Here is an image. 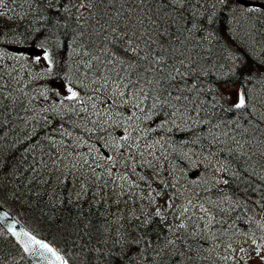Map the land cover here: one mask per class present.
Instances as JSON below:
<instances>
[{
  "label": "trees",
  "instance_id": "1",
  "mask_svg": "<svg viewBox=\"0 0 264 264\" xmlns=\"http://www.w3.org/2000/svg\"><path fill=\"white\" fill-rule=\"evenodd\" d=\"M2 1L8 5L5 9L10 12L11 22H13L12 24L20 39L19 44L34 50L32 53L21 55L30 56L33 53L43 51L44 54H47L48 59H51L54 63H51L52 68L55 66L58 68L66 59V63L75 69L78 68L77 65L83 68L82 64L85 63L91 73H96L99 77H107L116 83L119 81H124L125 84L131 82L134 86L132 90L143 95L145 113V96L147 102H159V107L150 108L152 118L159 117L156 112L159 109L165 115L164 119L163 117L158 118L160 120L158 122L170 123L181 118L182 122L180 124L183 126L180 133L181 140L185 144L197 146L198 149H203L215 155L222 161L223 176L220 178L221 182L218 186L211 185L208 191V194L214 197L213 200H222V203H225L223 205L225 208L222 206L220 210L215 211L219 224L231 228L230 231H237L238 233L240 231L254 232L264 237V225L261 224L259 218L264 204V132L260 131V126H252L254 131H250L251 133H240L238 131L226 133L217 126L218 123L221 124L227 119V116L220 114L217 103L222 101L221 106L227 103L234 107L228 101L229 98L226 99L221 96L220 87L229 88L236 83L233 84V80H230L229 83L222 84L224 79L218 81L213 78V75H207L206 70L202 67L203 60L196 62L197 73L189 77L187 81L178 76L177 69L172 74L173 78L167 73H162L166 74L164 78L158 70L151 66L154 62L151 58L156 55L158 58L163 56L162 61L168 63L170 61L171 63L177 60L182 61L185 56H188L186 49H184V52L179 50L175 51L176 53H171V47L177 48L175 44L179 42H188L195 45L199 34L206 38L216 36L219 41L215 42L218 43L217 48H221V51L223 49L222 45L225 48H231H228L231 51L235 50L236 47L234 46H237V44L234 40L229 39V32L232 31V26L235 28L237 24L241 23L236 10L241 9L240 12H242L250 8L240 6L233 0H183L180 1L181 3L173 1L168 4L167 0L137 2L138 14L139 10L145 8L148 14L158 20L163 18L164 15L155 6L161 1H165L166 9L169 11L166 15L169 16L170 21L168 29L181 28L182 31L176 30L178 35H175L174 39H171V36L166 37L163 33L157 38L156 36L149 38L148 34L140 32V36L137 33L138 36H132L129 39L128 42L134 43L136 46L128 49L118 45L119 42L113 40V38L111 43L106 39L107 34L113 35L111 31L117 28L113 24V19H111L114 16L119 15L116 18L119 21L124 18L132 24L138 22L139 29L141 27L149 34L157 31L145 26V20L140 19L138 15L132 19L133 15L119 10L112 3L105 4V0H98V3L89 2V11L86 12L89 17L86 20L78 19L73 15L74 8L70 9L73 0ZM213 2L215 3L213 4ZM104 9L107 12H104ZM101 10L104 12V16L99 15L102 13ZM157 13L162 14V16H158ZM259 13L264 16V12L259 11ZM207 18L208 21H211L208 22ZM250 19L248 22L254 24ZM198 22L199 24H197ZM129 26L131 29L135 28V25ZM159 26V28H163V24ZM122 32L125 31L122 30ZM257 32L261 33L260 30ZM180 34L184 36H179ZM185 35H191L192 40H187ZM114 37L116 38V36ZM119 38L121 41L122 38ZM163 40L168 42L165 47L168 51L162 48L164 46L162 44ZM173 42L174 45L172 46ZM247 48L250 51L246 52L245 57L242 56L241 59H238L235 67L247 68V64H245L246 57L251 59L256 57V54L264 57V49L261 51L259 50L261 48H257V51ZM75 51H77V55L70 59V54ZM218 51L221 52L220 49ZM81 56L84 60L81 59ZM256 59L251 60L255 61ZM132 62L134 65H138L134 70V74L131 72L132 67L129 68ZM258 62L260 64L256 63V66L264 65V61L259 60ZM147 64L149 68H147ZM233 73L237 74L235 71ZM237 75L240 76L238 81H241L243 75ZM234 77L235 75H233V79ZM199 84L202 85L203 89L198 88ZM262 84H264V81ZM3 87L0 80V90ZM126 87L128 89L127 84ZM208 88L214 90L216 97L221 100L212 96L210 98ZM154 91H156L155 97L150 95ZM3 99L0 93V141H3L4 137L8 138L9 141L11 132L14 133L17 126H19L17 124L19 120L16 121V119L17 114L22 110L17 111L14 106L2 102ZM240 108H246V106ZM20 114L22 115V113ZM64 118L65 116L61 117L62 122L67 124ZM166 126L167 124L164 128ZM43 131L44 129L41 132ZM40 135L41 133H38V135L31 138L26 137L20 140L15 138L14 141H19V144H14L12 139L9 145H0V204L7 207L32 231L53 243L61 251L67 264H208L206 261H211V257L203 251L204 241L198 232L194 233L193 237L188 238L187 242L181 245L171 242L168 227L174 229V226H172V220L164 214L149 215L145 220L127 214L117 225L110 223L113 210L102 200L95 199V196L90 194L78 197L71 195L65 187L64 181H60L56 189H53L50 178L46 179L37 174L36 171H34L35 174L32 173V165L28 168L31 143L39 146L47 142L43 136L44 134ZM47 143L49 145V142ZM5 149L9 150L4 151ZM250 168L251 170H249ZM163 190L165 188L161 189V191ZM200 193L205 194L202 191ZM162 220L164 226H162ZM194 245L200 246V249L202 248L206 261L194 251L187 249V246L193 247ZM0 264H29L19 246L1 228Z\"/></svg>",
  "mask_w": 264,
  "mask_h": 264
},
{
  "label": "rangeland",
  "instance_id": "2",
  "mask_svg": "<svg viewBox=\"0 0 264 264\" xmlns=\"http://www.w3.org/2000/svg\"><path fill=\"white\" fill-rule=\"evenodd\" d=\"M92 1L98 3V0H74L73 15L78 19H88L86 12ZM142 1L105 0L104 3L116 5L119 10L133 15L132 19L138 15L145 20V26L157 32L145 33L141 27L139 29L138 22L132 24L124 18L119 21L116 19L119 15H116L111 19L117 28L111 31L113 35L107 34L106 37L110 43L113 38L125 48L136 46L128 41L125 43L123 38L120 41L122 30L128 37L140 36L141 32L156 38L163 33L172 39L177 35L175 30L182 31L181 28L168 29L170 21L166 15L169 11L165 1L157 6L154 4L164 15L158 20L148 14L145 8L139 10L138 14L137 2ZM179 1L183 0L176 3ZM7 6L0 0L2 102L12 106L17 103L25 108L14 134L17 140L41 133L48 140L51 139L55 147L53 151L44 145H35L29 162L32 173L38 171L44 178H50L53 189L60 181H64L69 193L76 196L90 193L95 199L102 200L113 210L110 223L118 225L127 214L142 220L149 215L164 214L179 232L185 229L189 234L200 233L204 251L208 252L215 264H264L262 238L253 233L243 234L223 227L218 223L215 211L224 203L213 200L209 194L202 196L199 193L209 185L220 184L223 164L215 155L181 140L179 130L173 127L181 130L182 119H175L172 124L157 122L156 116L151 118L149 115V102L145 96L146 113L149 112L146 115L143 95L130 88L134 87L131 82H126L128 90L124 81L116 83L107 77L92 74L85 63L82 64L83 68L77 65L75 69L66 63V59L58 68H52V60L41 51L26 56L13 50V46L20 45V39L11 22L10 12L5 9ZM259 11L262 12L261 9ZM104 12L107 10L104 9ZM104 12L99 15L104 16ZM162 24L167 33L159 28ZM129 25H135V28L131 29ZM186 36L187 40H192L191 35ZM229 39L237 45L246 40L238 37L233 39V36H229ZM167 43L162 41L165 51H168L165 48ZM76 55L77 51L69 57L71 59ZM154 57L158 59L157 55ZM154 57L151 59L154 60ZM231 58V71L242 74V80L247 79L248 82L245 85L238 81L240 76L233 73V84H236L229 88L220 87L221 96L229 98L234 106L239 103L241 96L245 101L251 99L254 102L253 109L264 117V84H261L264 81V65L256 66L259 60L264 61V57L256 55L251 58H257L255 61L246 57L245 69L235 67L237 61ZM81 59L84 60L82 56ZM228 81L225 77L222 84ZM20 109L18 107L17 111ZM62 116H65L67 124L62 122ZM161 123L168 126L164 128ZM51 126L54 130H50ZM259 129L264 132V126ZM46 131H51L52 135H47ZM161 131L164 132L162 136ZM12 134L9 141L4 137L0 145H9L12 139L14 144H19V141H14ZM157 182L161 184L157 185Z\"/></svg>",
  "mask_w": 264,
  "mask_h": 264
},
{
  "label": "bare ground",
  "instance_id": "3",
  "mask_svg": "<svg viewBox=\"0 0 264 264\" xmlns=\"http://www.w3.org/2000/svg\"><path fill=\"white\" fill-rule=\"evenodd\" d=\"M63 1V0H62ZM173 1H177V0H168L167 1V4L168 3H171V2H173ZM206 2V1H205ZM179 3H181L180 1H179ZM179 3H178V5H179ZM215 2H213V4H214ZM228 3V2H227ZM208 4V3H207ZM258 4V7H259V4H262V5H264V1H259V3H257ZM181 5V4H180ZM221 5V4H220ZM203 6V5H202ZM217 6V5H216ZM222 6V5H221ZM229 6H231V5H229ZM233 6V5H232ZM192 7H194V6H192ZM205 7V6H204ZM212 7H215V6H212ZM234 7V6H233ZM208 8V7H207ZM200 9V8H199ZM203 9V8H202ZM215 9V8H214ZM222 9V8H221ZM198 10V9H197ZM205 10V9H204ZM206 11V10H205ZM239 11V12H238ZM241 11V9H237L236 10V13L240 16V24L238 25L237 24V26H236V29L233 31V28H234V26H233V28H232V31H228L229 33H230V36L232 37L233 36V38H236V37H238V38H242V40L243 39H246V40H244V42H242V43H240V44H238L237 46H242V48H236L235 50H233V51H231V50H229V49H231V48H225V46L224 45H222V47H223V49H222V51H221V48H217V45H218V43H216L215 41H219V39L216 37V36H211V37H209V38H206V37H204V36H200V34H199V37H198V39H197V44H195V45H192V44H190V43H188V42H179V40H178V44H175V46H177V48H174V49H172V50H170V52L171 53H174L175 51H179V50H181V52L183 51L184 52V49H186V52L188 53V56L186 57L185 56V59H183L182 61H178L177 59V61H175V62H173V63H171V61L168 63V62H165V61H162L163 60V56L161 57H157L158 59H155V57H154V62L152 63V65L151 66H154V68L156 69V70H158L161 74L162 73H167L168 75H170V77L171 78H173L172 77V74H173V72H175V69H177L178 70V76L180 77V78H184L185 79V81H187V80H189V77H191V76H193V75H195L196 73H197V70H196V68H195V64H196V62L197 61H204L203 63H202V67H204V70H206V72H207V75H213L214 77V79L215 80H218V81H220V80H222V79H225V77H226V79L227 80H233V72L231 71V68H232V66H233V64L232 63H230L231 61H230V58L231 57H233L234 59H236L235 61H238V59H241L242 58V56L244 55V53L245 52H248V51H250L247 47H249L251 50H257V48L259 49V48H261V49H259V50H261L262 51V49H264V16L261 14V13H259V11L256 9V8H250L249 10L247 9V11H245V10H243L242 12H240ZM217 12V11H216ZM234 12H235V10H234ZM214 13V12H213ZM233 13V12H232ZM188 14H190V13H188ZM216 14V13H215ZM237 14H236V16H237ZM204 15V14H203ZM188 16V15H187ZM211 16V15H210ZM215 16V15H214ZM231 17V16H230ZM188 18V17H187ZM191 18V17H190ZM251 18V19H250ZM219 19V18H218ZM232 19V18H231ZM249 19L250 20H252L253 21V23L254 24H252V23H249L248 21H249ZM189 20V19H188ZM196 20V19H195ZM190 21V20H189ZM207 21H208V18H207ZM209 21H211V20H209ZM208 21V22H209ZM237 21H239V20H237ZM205 23V22H204ZM197 24H199V22L197 23ZM252 24V25H251ZM185 25V24H184ZM207 25V24H206ZM216 25V24H215ZM223 25V24H222ZM179 26H180V24H179ZM181 27V26H180ZM183 27V26H182ZM192 27V26H191ZM194 27V26H193ZM186 28V27H185ZM163 29V31H165L166 33H167V31H166V28H162ZM186 29H188V28H186ZM211 29V28H210ZM258 30H260L261 31V33L259 34V32H257ZM187 31V30H186ZM207 31H209V30H207ZM212 31V30H211ZM216 31V30H215ZM215 31H214V33H215ZM175 32H176V30H175ZM187 32H189V31H187ZM201 32V31H200ZM213 32V31H212ZM146 33V32H145ZM178 33V32H177ZM195 33V32H194ZM198 33V32H197ZM206 33V32H205ZM188 34H190V32L188 33ZM192 34V33H191ZM212 34V33H211ZM147 35V34H146ZM178 35V34H177ZM176 35V36H177ZM195 35V34H194ZM216 35V34H215ZM179 36H182L181 34L179 35ZM184 36V35H183ZM182 36V37H183ZM186 36V35H185ZM198 36V35H197ZM219 36V35H218ZM149 37H151V36H149ZM221 37V36H220ZM225 38V37H224ZM172 39V38H171ZM188 39V38H187ZM222 39V38H221ZM186 40V39H185ZM144 41H145V39H144ZM217 41V42H218ZM170 42V41H169ZM174 45V44H173ZM219 45H221V44H219ZM155 47V46H154ZM141 48H142V46H141ZM34 49V48H33ZM220 49V53H219V51L218 50ZM146 50V49H145ZM32 51H34V50H32ZM258 51V50H257ZM148 52V51H147ZM143 53V52H142ZM150 53V52H149ZM158 53H160V52H158ZM155 54V53H154ZM153 54V55H154ZM219 54H220V57H219ZM252 54V53H251ZM256 54V53H255ZM162 55V54H161ZM167 55V54H166ZM183 55V54H182ZM257 55V54H256ZM169 56H171L170 54H169ZM146 57V56H145ZM151 57V56H150ZM178 58V57H177ZM145 59H147V58H145ZM172 59V58H171ZM196 59V60H195ZM232 59V58H231ZM233 59V60H234ZM175 60V59H174ZM179 60H180V58H179ZM144 61V60H143ZM234 62V61H233ZM236 63V62H235ZM258 63V62H257ZM239 64V63H238ZM138 66V65H137ZM136 65H134L133 64V62L132 63H130V67H132V74H134V70H135V68L137 67ZM147 66H148V64H147ZM147 68H149V66L147 67ZM151 68V67H150ZM154 72V71H153ZM203 72V71H202ZM156 73V72H155ZM159 73V74H160ZM175 74V73H174ZM199 74V73H198ZM154 75V74H153ZM166 75V74H165ZM165 75L164 74H162V76H164V78H165ZM161 77V76H160ZM1 78V77H0ZM196 81V80H195ZM242 82H244L245 83V85H246V83L248 82L247 81V79L246 80H241ZM256 81V80H255ZM260 81V80H259ZM259 81H258V83H259ZM217 83V82H216ZM262 84V83H261ZM189 85V84H188ZM192 85H194V84H192ZM212 85H213V83H212ZM259 85V84H258ZM182 86V85H181ZM185 86V85H184ZM190 86V85H189ZM254 86V85H253ZM191 87V86H190ZM261 87V86H260ZM263 87V86H262ZM130 88H132L133 89V87L131 86ZM198 88L201 90V89H203L202 88V85H200L199 84V86H198ZM255 88V87H254ZM198 89V90H199ZM264 89V88H263ZM178 90V89H177ZM194 90V89H193ZM252 90H254V89H252ZM146 91L147 92H149V90H147L146 89ZM196 91V90H195ZM203 91V90H202ZM256 91H257V89H256ZM155 92L156 91H154L153 92V94H150V95H152L153 97H155ZM193 92V91H192ZM208 92H209V95H210V98H211V96L214 98V97H216V95H215V91L214 90H212V89H210V88H208ZM250 93H251V91H250ZM200 94V93H199ZM185 95V94H184ZM189 95V94H188ZM258 95V94H257ZM197 97V96H196ZM149 98V100H151L150 99V97H148ZM178 98V97H177ZM189 98V97H188ZM194 98V97H193ZM205 98V97H204ZM192 99V98H191ZM198 99V98H197ZM216 99H218V100H221V99H219V98H217L216 97ZM199 101V100H198ZM224 101V100H223ZM229 101V100H228ZM206 102V101H205ZM214 102V101H213ZM148 103V102H147ZM173 103V102H172ZM221 103H222V101H220V102H218L217 103V105H218V107H219V110H220V114H222L223 116L225 115V116H227V119L226 120H224L221 124H217V126H219L220 128H221V130L224 132H226V133H232V132H236V131H238V132H240V133H251L250 131H254V129H253V127L252 126H257V127H263L264 126V117H263V115L261 114V113H257L256 111H255V109H253L254 108V102H253V100H251V99H248L247 98V100H246V103L242 106V107H244V106H246V108H240V107H236V105L234 106V107H232L231 105H229V104H222V106H221ZM187 104V103H186ZM189 104V103H188ZM148 105H149V108H153V107H159V102H155V101H151V102H149L148 103ZM167 105V104H166ZM170 105H172V104H170ZM212 105H214V104H212ZM21 107V112L20 113H22V114H24L25 113V110H24V108H23V106H20ZM177 107V106H176ZM175 107V108H176ZM187 107V106H186ZM215 107V106H214ZM15 108H18V106L17 105H14V109ZM211 108V107H210ZM162 109V108H161ZM182 109H183V106H182ZM216 109V108H215ZM218 109V108H217ZM148 110H150V109H148ZM181 110V109H180ZM179 111V110H178ZM188 111V110H187ZM157 113H158V115H159V117H156V120H157V122L158 121H160L158 118H161V117H163V119L165 118V115L161 112V110L159 109V110H157L156 111ZM177 112V111H176ZM182 112V111H181ZM184 112V111H183ZM204 112V111H203ZM213 112V111H212ZM217 112V111H216ZM20 113H18L17 114V119H16V121L17 120H21V118L23 117V115H21ZM149 113V112H148ZM147 113V114H148ZM166 113V112H165ZM188 113V112H187ZM208 113H209V111H208ZM173 114V113H172ZM184 114H186V113H184ZM189 114V113H188ZM192 114V113H191ZM150 115V114H149ZM181 115V114H180ZM183 115V114H182ZM212 115V114H211ZM152 113H151V115H150V117L152 118ZM185 116V115H184ZM188 116V115H187ZM208 116V115H207ZM172 117V116H171ZM183 117V116H182ZM191 117V116H190ZM194 117V116H193ZM212 117L214 118V116L212 115ZM231 117V118H230ZM154 118V117H153ZM169 118V117H168ZM187 118V117H186ZM192 118V117H191ZM233 118V119H232ZM196 119H198V118H196ZM195 119V120H196ZM151 120V119H150ZM167 120V119H166ZM169 120H171V119H169ZM174 120V119H173ZM192 120V119H191ZM163 121V120H162ZM177 121V120H176ZM237 121V122H236ZM197 122V121H196ZM205 122V121H204ZM227 122L229 123V126H227ZM239 122V123H238ZM163 123V122H162ZM161 123V124H162ZM177 123V122H176ZM188 123H190V122H188ZM171 124H172V121H171ZM174 124V123H173ZM178 124V123H177ZM176 124V125H177ZM212 124V123H211ZM154 125V124H153ZM163 125V124H162ZM166 125V124H165ZM175 125V126H176ZM179 125V124H178ZM181 125V124H180ZM185 125V124H184ZM203 125V124H202ZM161 126V125H160ZM164 126V125H163ZM167 126H168V124H167ZM172 126V125H171ZM182 126V125H181ZM199 126H200V124H199ZM204 126V125H203ZM168 128V127H167ZM171 128V127H170ZM173 128H176L177 130H179V133H181L182 132V129H183V126H182V129L180 130L179 128H177V127H173ZM172 128V129H173ZM208 128V127H207ZM152 129V128H151ZM157 129V128H156ZM205 129V128H204ZM50 130H54L53 129V127L51 126L50 127ZM214 130V129H213ZM151 131V130H150ZM156 131V130H155ZM184 131V130H183ZM212 131V130H211ZM219 131V130H218ZM49 131H46L45 133L47 134V135H52V133H51V131L48 133ZM207 132V131H206ZM16 133V131L13 133V137H14V139L15 138H17V136L16 135H14ZM209 133H210V131H209ZM43 134V133H42ZM160 134V133H159ZM194 134V133H193ZM206 134H208V133H206ZM262 134V133H261ZM260 134V135H261ZM37 135V134H36ZM162 135H164V133H162V131H161V134H160V136H162ZM166 135V134H165ZM34 135H32L31 137H33ZM31 137H29V138H31ZM153 137V136H152ZM26 138V137H25ZM259 139H260V137H258ZM264 138V137H263ZM24 139V138H23ZM45 139L47 140V142H49V145H48V143L46 142L45 144H40V146H46L48 149H50V150H55V147H54V144H53V142H52V140L50 139V140H48L46 137H45ZM32 145V147L30 148L29 147V150H30V157H29V159H31L32 158V156H31V151H32V149L34 148V147H36L35 146V144L34 143H31ZM219 144V143H218ZM226 144V143H225ZM254 144V143H253ZM252 144V145H253ZM208 145V144H207ZM222 146V145H221ZM255 146V145H254ZM39 147V146H38ZM224 149V148H223ZM7 150H9V149H5L4 151H7ZM217 150V149H216ZM219 151V150H218ZM171 152V151H170ZM235 155V154H234ZM237 156V155H236ZM27 158V157H26ZM171 158V157H170ZM175 158V157H174ZM182 158V157H181ZM28 159V162H30L31 160H29ZM176 159V158H175ZM236 159V158H235ZM240 159H241V157H240ZM176 161V160H175ZM174 161V162H175ZM173 163V162H172ZM180 164V163H179ZM30 166H31V164L30 163H28V168H30ZM177 168V167H176ZM178 169V168H177ZM249 170H251V168L249 169ZM248 170V171H249ZM37 172V174H38V171H36ZM169 173V172H168ZM177 173V172H176ZM200 179V178H199ZM251 180V179H250ZM254 181V180H253ZM261 181V180H260ZM254 183V182H253ZM256 183H258V182H256ZM208 184H209V182H208ZM211 185H209L207 188H205L204 190H202V192L203 193H205V194H208V191H209V187H210ZM65 187H66V185H65ZM213 187V186H212ZM261 187V186H260ZM262 188V187H261ZM197 189V188H196ZM93 191V190H92ZM194 191V190H193ZM225 192V191H224ZM226 192H227V190H226ZM181 193H183V192H181ZM200 193V192H199ZM219 193V192H218ZM222 193V192H221ZM71 194V193H70ZM88 194H90V193H88ZM175 194H176V192H175ZM225 194V193H224ZM71 195H75V194H71ZM167 195V194H166ZM177 195V194H176ZM179 195V194H178ZM177 195V196H178ZM182 195V194H181ZM226 195H227V193H226ZM226 195H224L225 197H226ZM76 196V195H75ZM82 196V195H81ZM185 195H183V197H184ZM202 196H204V195H202ZM211 196V195H210ZM223 196V195H222ZM232 196V195H231ZM76 197H78V196H76ZM208 197V196H207ZM206 197V198H207ZM212 197V196H211ZM230 197V196H229ZM186 198H187V196H186ZM185 198V199H186ZM191 198V197H190ZM205 198V199H206ZM214 198V197H213ZM238 199V198H237ZM98 200V199H97ZM193 200V199H192ZM210 200V199H209ZM221 200V199H220ZM224 200V199H223ZM229 200V199H228ZM213 201V200H212ZM216 201V200H215ZM222 201V200H221ZM225 201V200H224ZM200 202V201H199ZM202 202V201H201ZM182 204V203H181ZM182 207H183V205H182ZM221 208V207H220ZM224 208H225V206H224ZM231 209V208H230ZM220 210V209H219ZM228 211V210H227ZM226 211V212H227ZM230 213V212H229ZM228 214V213H227ZM230 215V214H229ZM234 217H235V215H234ZM189 218V217H188ZM196 219V218H195ZM163 220H168V219H163ZM163 220H162V222H163ZM221 220V219H220ZM157 221V220H156ZM180 221H182V220H180ZM218 221V220H217ZM157 223V222H156ZM160 223V222H159ZM214 223H216V222H214ZM218 223H219V221H218ZM158 224V223H157ZM168 225V224H167ZM216 225H219V224H216ZM162 226H164V222L162 223ZM173 226V225H172ZM189 226V225H188ZM201 226V225H200ZM181 227V226H180ZM168 229H169V234L171 235V237H170V241L171 242H174V244H176V245H181L182 243H184V242H187V239L188 238H191V237H193L194 236V234H189V233H187L186 231H184V230H182L181 232H179V229L177 230L176 228H174L173 229V227H168ZM169 241V242H170ZM163 245V244H162ZM197 245H194L193 247H190V246H187V249L188 250H190V251H194V253H197L199 256H201V258L204 260V261H206V259H205V255H204V253H203V251H202V248L200 249V246H197ZM202 261V260H201ZM203 262V261H202ZM206 262H208V264H211L212 262L210 261V260H207ZM224 262V261H223ZM226 263V262H225ZM180 264V263H179Z\"/></svg>",
  "mask_w": 264,
  "mask_h": 264
},
{
  "label": "water",
  "instance_id": "4",
  "mask_svg": "<svg viewBox=\"0 0 264 264\" xmlns=\"http://www.w3.org/2000/svg\"><path fill=\"white\" fill-rule=\"evenodd\" d=\"M239 4H245L247 6L251 5L247 0H236ZM264 8V5H262ZM24 50V49H22ZM262 221L264 222V208L262 211ZM0 225L12 236V238L18 243L22 248L25 256L32 264H64L63 258L59 251L55 249L48 241L42 239L32 233L28 228H26L12 213L7 209L0 206ZM14 233H19L17 236ZM27 233V235H24ZM35 237L36 240L42 241L45 244H48L49 247L55 250L56 254L61 257L60 260H56L55 257L42 248L30 243V238ZM26 244L28 245L26 249ZM36 248L37 251L34 252L33 249Z\"/></svg>",
  "mask_w": 264,
  "mask_h": 264
},
{
  "label": "snow or ice",
  "instance_id": "5",
  "mask_svg": "<svg viewBox=\"0 0 264 264\" xmlns=\"http://www.w3.org/2000/svg\"><path fill=\"white\" fill-rule=\"evenodd\" d=\"M73 95H75V93H73ZM243 105H244V99L241 96L240 99H239V103L236 105V107H242ZM14 234L17 235V236L20 235L19 233H14ZM24 235H27V233H24ZM30 243L33 244V245L38 246V248L44 249V251H46L48 253H51L55 257L56 260H60L61 259V257L56 254V252H55L54 249H52L51 247H49L48 244H45L42 241L36 240L35 237H31L30 238ZM27 247H28V245L26 244V249H27ZM33 251L36 252L37 249L34 248Z\"/></svg>",
  "mask_w": 264,
  "mask_h": 264
}]
</instances>
